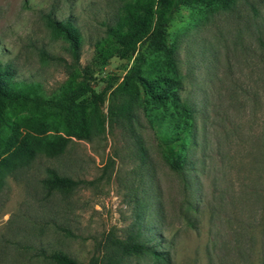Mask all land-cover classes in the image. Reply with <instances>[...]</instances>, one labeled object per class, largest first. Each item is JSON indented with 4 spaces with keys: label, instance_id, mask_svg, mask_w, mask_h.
Instances as JSON below:
<instances>
[{
    "label": "rangeland",
    "instance_id": "rangeland-1",
    "mask_svg": "<svg viewBox=\"0 0 264 264\" xmlns=\"http://www.w3.org/2000/svg\"><path fill=\"white\" fill-rule=\"evenodd\" d=\"M119 3L0 0V63L12 80L36 84L44 96L56 93L72 59L46 17L73 22L81 37L78 62L90 66ZM167 38L179 100L191 110L181 167H169L139 101L133 128L143 160L126 129L108 124L110 90L136 56L114 53L92 65L97 133L71 137L60 155L39 154L5 176L0 264H52L42 255L54 250L85 264L111 252L114 240L129 238L146 250L116 256L120 264L264 260V0H233L211 12L182 7ZM46 168L82 183L47 193L41 183Z\"/></svg>",
    "mask_w": 264,
    "mask_h": 264
},
{
    "label": "trees",
    "instance_id": "trees-1",
    "mask_svg": "<svg viewBox=\"0 0 264 264\" xmlns=\"http://www.w3.org/2000/svg\"><path fill=\"white\" fill-rule=\"evenodd\" d=\"M232 2L120 0L112 24L105 26V37L95 44L97 53L92 65L102 64L114 53L136 52L127 72L110 90L107 121L110 126L126 129L140 159H144V150L133 128V104L137 101L172 170L181 167V152L190 137L191 110L179 100L181 82L171 66L173 45L167 36L172 19L182 7H201L211 12L225 9ZM46 23L55 36L67 43L72 63L61 88L49 96L40 94L34 83L12 80L9 67L0 63V188L6 175L29 166L37 155L58 156L71 137L89 139L99 127L93 66H80L78 62L80 33L69 19L47 16ZM40 55L51 59L43 51ZM109 87L107 83L104 89ZM41 183L47 193H67L82 180L46 168ZM145 250L146 246L134 239L114 240L111 252L93 255L85 264H120L116 256L141 254ZM42 256L52 264H81L58 250Z\"/></svg>",
    "mask_w": 264,
    "mask_h": 264
}]
</instances>
